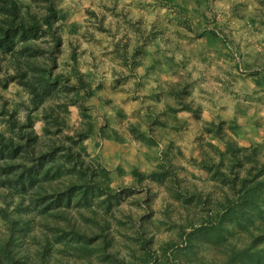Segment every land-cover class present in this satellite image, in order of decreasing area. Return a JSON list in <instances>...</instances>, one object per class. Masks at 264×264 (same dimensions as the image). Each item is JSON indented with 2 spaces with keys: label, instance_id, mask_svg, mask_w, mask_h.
<instances>
[{
  "label": "trees",
  "instance_id": "obj_1",
  "mask_svg": "<svg viewBox=\"0 0 264 264\" xmlns=\"http://www.w3.org/2000/svg\"><path fill=\"white\" fill-rule=\"evenodd\" d=\"M41 1L0 0V84L14 83L26 97L0 106V264H264V144L243 146L238 139L260 130L236 119L203 123L200 156L190 164L208 173L213 189L205 195L172 191L185 213L179 236L154 248L149 225L116 214L135 190L112 187L128 170L108 166L103 154L92 155L86 145L93 135L118 143L126 137L111 126L108 114L97 124L90 113L87 102L101 86L94 87L79 69L76 48L62 57L60 23L67 15L55 0ZM208 32L211 41L220 39L216 30ZM144 38L159 45L153 36ZM146 42L134 46L133 58L141 48L146 51ZM154 57L151 62H159ZM247 66L256 84L264 86V66ZM165 87L159 86L158 95L175 94ZM180 92L175 102L160 99L150 106L147 127L130 126L132 140L156 162L148 172L133 165L134 183L163 185L170 177L179 185L171 151L167 145L159 150L154 127L164 125L163 115L197 112ZM71 106L82 118L74 130ZM36 117L44 123L42 134ZM218 190L219 197L213 194Z\"/></svg>",
  "mask_w": 264,
  "mask_h": 264
},
{
  "label": "rangeland",
  "instance_id": "obj_2",
  "mask_svg": "<svg viewBox=\"0 0 264 264\" xmlns=\"http://www.w3.org/2000/svg\"><path fill=\"white\" fill-rule=\"evenodd\" d=\"M41 2L45 4L44 0ZM55 2L67 15L65 22L60 23L65 41L62 57H70L72 48H76L79 69L91 77L94 87L101 86L87 102L90 113L96 116L97 124L108 114L111 126L126 137L125 142L118 143L93 135L86 140L87 148L92 155L103 154L108 166L121 164L128 170L121 180L115 179L112 183L113 188L121 185L135 188L116 214L134 224L141 222L142 226L149 225V232L156 237L154 248L157 249L161 243L177 239L182 225L180 214L184 213V209L172 191L180 188L181 192L205 195L213 189L208 173L190 164L193 156H200L198 137L202 131L194 136L195 146L185 144L190 138L183 136L178 140L181 145L170 149L169 160L179 185H172L170 177L160 185L150 180L141 184L133 182V175L129 173L133 165L148 172L156 167V162L150 160L146 147L142 148L132 140L129 128L132 123L140 122L143 128L147 127L150 106L156 105L160 99L175 102L180 92L178 88H181L182 98L192 107L203 99L201 112H194L196 118L203 113L213 118L210 121L230 120L236 114L247 126L251 123L255 125L258 120L262 125L255 127L263 131L264 86L259 87L246 69L249 68L247 64L260 70L264 66V0ZM213 29L220 39L211 41L206 35ZM152 36L159 45L145 41L144 37L150 39ZM145 42L147 52L141 48V54L133 58L137 50L134 46ZM154 56H158L159 62H151L157 58ZM142 65L152 66L153 71L146 72L140 67ZM154 66L158 69L154 70ZM181 66L183 69L185 66L188 75L186 71H183L184 74L179 72ZM201 72L205 73L207 80L205 84H199L203 87L195 84L197 82L179 87L183 86L179 82L189 80L191 76L196 80ZM164 85L167 93L173 90L175 94L168 96L162 91L163 94L158 95L159 86L164 90ZM201 93L203 97H200ZM24 96V91L14 83H8L6 87L0 84V106L4 101H11L14 106V101L19 102ZM157 106L162 110L161 105ZM198 121L200 123L201 120ZM81 122L79 108L71 106V130L79 127ZM163 122L171 124L176 121L166 116ZM203 125H200L201 128ZM43 126L41 117H36L35 127L40 134L43 133ZM154 129L156 133L165 130V126L158 124ZM155 135L160 140L159 150H164V138L160 134ZM213 141L220 143L217 139ZM213 194L219 197L222 191Z\"/></svg>",
  "mask_w": 264,
  "mask_h": 264
},
{
  "label": "crops",
  "instance_id": "obj_3",
  "mask_svg": "<svg viewBox=\"0 0 264 264\" xmlns=\"http://www.w3.org/2000/svg\"><path fill=\"white\" fill-rule=\"evenodd\" d=\"M166 60H168V59L166 58ZM140 67H143L144 70H146V72H152L153 71L152 66H148V65L143 66L142 65ZM153 68H154V70L158 69L156 66H154ZM181 68H182V66H181ZM142 71H143V69H142ZM183 71H186L185 66H184V69L182 68L179 70L180 73L184 74ZM188 74H189V72L186 71V75H188ZM192 77L193 76H191V79H189V80H184L182 82H179L180 84L183 83V86H179V87H185L187 85L194 84L195 82H197L195 84H198V86H200L199 85L200 83L205 84L207 81L204 72H201L199 74V77L196 78V80H194V77L193 78ZM168 81H170V80H168ZM167 83H169V82H167ZM200 87H203V86H200ZM178 92H179V88H178ZM200 97H203L202 93H201ZM170 102L172 103L173 101H170ZM203 102H204L203 99H200V101L197 102V106L192 107V108L194 110H196L197 112H201V108L203 107ZM199 115H200V117L196 118L195 117L196 114L194 116V112H191L188 110H182L177 114V116H171V117L168 116L169 118H171L172 120H174L176 122L171 123V124H167V122H164L165 130L156 131L157 134L163 135L165 145L168 146L167 149H173V148H175L176 145H181V142H179L178 140L180 137H183V136L190 138V141L185 142V144H187L188 146H191V147H192V145H194V146L196 145L194 143V140H195L194 136H196V134H200V132L202 131V128L200 125H202L204 122H208L211 119H213L212 117L208 116L207 114L199 113ZM163 116L164 117H162V120H165L166 116L165 115H163ZM234 119H236L240 125H244V123H242L241 120L236 117V114L232 115L230 120H234ZM198 120H201L200 123ZM226 120L230 121L227 118H226ZM250 125H251L250 128H252L253 126L260 125V124L253 125V123H251ZM256 133H257L256 136H253V134L250 132L246 137L238 138L239 143L243 146H250L254 141L263 142L264 141V130L263 131H257Z\"/></svg>",
  "mask_w": 264,
  "mask_h": 264
}]
</instances>
